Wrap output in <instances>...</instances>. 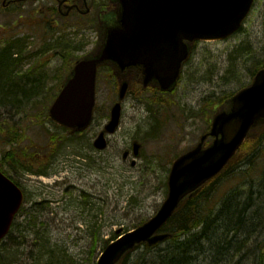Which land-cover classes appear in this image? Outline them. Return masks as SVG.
Returning a JSON list of instances; mask_svg holds the SVG:
<instances>
[{"label":"rangeland","instance_id":"1","mask_svg":"<svg viewBox=\"0 0 264 264\" xmlns=\"http://www.w3.org/2000/svg\"><path fill=\"white\" fill-rule=\"evenodd\" d=\"M46 6L44 0L19 9H0V47L11 38H24L15 78L5 83L18 95L0 103L1 168L23 192L14 227L0 244V264H96L104 242L117 237L116 230L120 234L130 231L156 213L166 196L174 157L191 148L206 131L214 106L248 85L255 70L264 65V0H254L242 26L229 37L195 42L171 92L150 85L143 89L134 71L120 77L115 73L112 87L108 72L99 70L97 117L90 127L49 159L41 154L30 163L29 171L18 165L15 170L6 158L26 163L24 156L33 144L46 145V131L61 133L48 117L49 104L69 63L93 53L99 40L89 18V23L75 17L58 19L42 11ZM60 37L71 40L75 48H51ZM121 80L128 82V89L121 100L119 127L108 136L106 148L97 150L92 142L117 100ZM15 132L18 141H10ZM134 140L141 144L138 157L131 149ZM259 147L250 169L242 161L222 173L211 195L213 201L233 188L242 189L240 198L248 194V185L262 190L257 189L264 172V137ZM125 150L129 151L123 158ZM263 236H239L243 248L234 261L252 264L250 250ZM162 247L147 251L140 246L123 264H155Z\"/></svg>","mask_w":264,"mask_h":264},{"label":"water","instance_id":"2","mask_svg":"<svg viewBox=\"0 0 264 264\" xmlns=\"http://www.w3.org/2000/svg\"><path fill=\"white\" fill-rule=\"evenodd\" d=\"M117 1L118 12L104 17L96 49L72 64L49 105L51 120L72 133L86 129L92 121L99 66L109 62L120 70L141 66L144 86L153 82L161 90H172L182 62L190 54L191 43L196 39L219 40L232 34L253 3V0ZM7 2L2 0V6ZM127 89L128 82L121 81L118 100L110 107L108 120L94 138V148H106V136L118 127L121 100ZM263 125L264 67L254 73L248 85L224 101L197 143L172 161L166 196L156 213L130 231L120 234L116 230L117 237L104 242L96 264H118L141 243L151 247L168 238L170 234L162 229L182 200L217 176L250 131ZM208 138L212 139L206 144ZM140 148L141 144L134 140L135 157L139 156ZM126 155L124 152L123 157ZM22 200L21 189L0 170V242L8 233Z\"/></svg>","mask_w":264,"mask_h":264},{"label":"trees","instance_id":"3","mask_svg":"<svg viewBox=\"0 0 264 264\" xmlns=\"http://www.w3.org/2000/svg\"><path fill=\"white\" fill-rule=\"evenodd\" d=\"M23 46L24 38L16 37L9 39L4 46L0 47V97H2L0 103L7 98L14 99L15 95H18L16 89L13 87L7 89V84L5 83L15 78L14 69L21 62L22 55L20 53ZM71 46V40H65L60 37L55 39V43L51 48L68 51ZM48 49H45V51H48ZM75 59L71 62L69 61L68 67ZM68 67L65 71L69 70ZM261 67H264V65L258 68ZM99 70L108 72L109 77H111L108 80H111V86L113 87L115 81H113L114 76L110 73L109 67L104 66L99 68ZM231 94L223 97L214 106L212 112L214 113ZM95 117H97L96 105L94 108ZM59 127L61 129L60 134L55 131H46L43 134L47 139L46 145L43 148L37 144L32 145L33 150L29 153L26 152L24 156L26 163H21L13 157H8L6 159L10 161L7 165L15 170L18 169V165L23 170L29 171L30 163L36 162L41 154L45 153L46 158L49 159L57 152L61 145H66L70 141V138L78 135V133L70 134L69 130L65 127ZM263 137L264 125L252 129L239 150L229 161V166L225 167L223 172L230 165L233 166L242 161L247 165L246 170L250 169L251 165L255 164L254 159L257 158ZM10 141H18L16 132ZM1 163L0 169L2 170ZM222 173L202 185L194 195L185 197L182 200L177 210L162 229L163 232L169 233L170 236L162 243H159L163 244V247L157 250L155 264H238V260L234 261V258L243 248L241 245L242 240H239V236L246 234L250 237L253 233L259 235L264 233V172L261 174L262 177L257 189H262L261 191H255L253 186L248 185V194L240 198V191L242 189L233 188L229 190L225 197L213 201L211 195L215 191V184ZM254 193H257L258 197H253ZM13 227L14 224L12 225ZM11 230L8 235L11 233ZM243 243L245 244L244 240ZM159 244L151 247L143 244L141 247L143 246L147 251H151ZM253 254L252 264H264V236L251 248L250 255L252 256Z\"/></svg>","mask_w":264,"mask_h":264},{"label":"flooded vegetation","instance_id":"4","mask_svg":"<svg viewBox=\"0 0 264 264\" xmlns=\"http://www.w3.org/2000/svg\"><path fill=\"white\" fill-rule=\"evenodd\" d=\"M40 1L44 0H25L20 3L19 0H8L7 5L5 7H2V0H0V9L2 10H8L11 7H15V9H19L21 7H24L25 4L31 2V3H38ZM48 6L45 8L42 7V11H50V13L53 15H56L58 19L65 18V17H75L78 19H86V23L94 24L96 26V29L98 30L99 25L102 23V19L104 15L114 12L118 9V2L112 1V0H47ZM40 10V7L37 9ZM89 18V19H88ZM56 19V21L58 20ZM92 20V21H91ZM52 22L54 20L52 19ZM125 68L124 72L117 69V67L109 62V71L112 73V75H115V73L121 75L122 73L134 71L139 76H141V68ZM128 155V151L126 150ZM126 155V156H127Z\"/></svg>","mask_w":264,"mask_h":264},{"label":"bare ground","instance_id":"5","mask_svg":"<svg viewBox=\"0 0 264 264\" xmlns=\"http://www.w3.org/2000/svg\"><path fill=\"white\" fill-rule=\"evenodd\" d=\"M144 243H141L140 245H143ZM158 244V243H157Z\"/></svg>","mask_w":264,"mask_h":264}]
</instances>
